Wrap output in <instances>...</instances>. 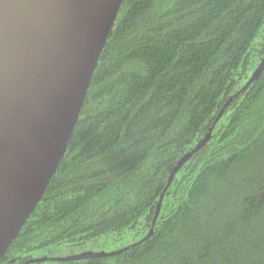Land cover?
I'll return each mask as SVG.
<instances>
[{"label": "trees", "instance_id": "obj_1", "mask_svg": "<svg viewBox=\"0 0 264 264\" xmlns=\"http://www.w3.org/2000/svg\"><path fill=\"white\" fill-rule=\"evenodd\" d=\"M263 56L264 0H123L67 151L0 264L150 229L109 257L32 264H264V70L226 105Z\"/></svg>", "mask_w": 264, "mask_h": 264}, {"label": "water", "instance_id": "obj_2", "mask_svg": "<svg viewBox=\"0 0 264 264\" xmlns=\"http://www.w3.org/2000/svg\"><path fill=\"white\" fill-rule=\"evenodd\" d=\"M122 2L0 0V259L45 194L67 151ZM263 70L264 56L226 105ZM209 138L207 134L177 161L168 185ZM152 233L150 229L140 241L117 250L66 256L50 253L24 264L109 257L141 243Z\"/></svg>", "mask_w": 264, "mask_h": 264}, {"label": "rangeland", "instance_id": "obj_3", "mask_svg": "<svg viewBox=\"0 0 264 264\" xmlns=\"http://www.w3.org/2000/svg\"><path fill=\"white\" fill-rule=\"evenodd\" d=\"M54 256H66V255H71L67 252V250L63 247H58L56 251H53L52 253Z\"/></svg>", "mask_w": 264, "mask_h": 264}]
</instances>
